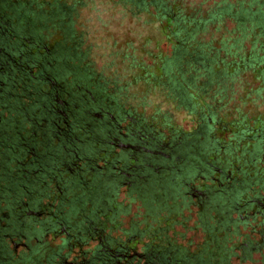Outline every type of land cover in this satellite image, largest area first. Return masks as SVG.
Returning a JSON list of instances; mask_svg holds the SVG:
<instances>
[{
    "label": "flooded vegetation",
    "instance_id": "af4514ba",
    "mask_svg": "<svg viewBox=\"0 0 264 264\" xmlns=\"http://www.w3.org/2000/svg\"><path fill=\"white\" fill-rule=\"evenodd\" d=\"M18 13L10 0H0V264H171L163 261L165 254L179 256L177 250L130 247L133 236L144 230L134 228L125 241L109 234L116 224L118 188L126 185L129 194L138 193L145 201L151 192L154 202L161 201L160 167H171L170 157L181 143L150 135L132 112L119 108L106 84L91 82L85 66L68 61L70 53L61 41L49 47L43 34L17 23ZM75 67L81 68L79 76L71 71ZM186 181L180 182L188 188L186 198L202 200L198 215L206 218L203 224H211L210 211L221 189L212 191L209 184L193 188L192 180ZM157 188L163 192L155 194ZM231 203L242 224L256 215L264 224V195L242 194ZM250 205L255 210L247 214ZM221 214L214 217L216 224H232L228 211ZM49 235L63 238L51 247L45 242ZM89 243L93 246L85 247ZM256 247L252 243L242 253ZM222 252L223 264H229V249ZM185 257L182 264H202L199 255Z\"/></svg>",
    "mask_w": 264,
    "mask_h": 264
},
{
    "label": "trees",
    "instance_id": "16d2710c",
    "mask_svg": "<svg viewBox=\"0 0 264 264\" xmlns=\"http://www.w3.org/2000/svg\"><path fill=\"white\" fill-rule=\"evenodd\" d=\"M88 1L92 0H10V3L18 9V24L24 28L27 24L29 30L40 32V35L43 34L47 40L51 35L58 34L61 38L59 45L70 53L67 57L68 61L73 59L75 64L83 66L77 61L87 55L88 49H81L82 34L75 31L72 25L79 16L80 9ZM114 2L122 11H128L131 15L149 13L160 20L157 29L174 44L173 56L170 58L165 56L161 61V71L164 72L165 77L161 82L162 92L165 98L178 101L187 111L195 115L200 124L195 133L179 138L175 136L165 141L170 144L173 142L172 145L181 143L179 148H182L170 157L172 162L169 164L170 168L160 167L161 185L165 188V195L158 204L163 207H169L170 204L171 210H168V214L181 205L187 208L194 202L195 207L202 210L201 197L199 203L197 200L186 198L185 192L188 188L180 183L184 178L188 183L192 180L191 185L196 181L205 180L215 185L214 181H216V186L209 184L212 191L221 189L217 191L218 200L213 202L214 207L210 211L213 220L209 222L211 224H204L206 243L203 248L199 249V252L188 254L181 248L177 249L175 245L168 244V247L160 250H177L179 256L168 258L170 255L167 251L163 261L182 264L180 258L186 259L185 255H199L198 259L202 264H223L221 257L226 244L221 243V239L226 240L230 229L235 231L236 226L242 224L231 202L242 194L245 196V190L252 186L261 188L260 179L264 178L263 169L260 168V163L264 162V129H259V126L264 125V119L256 116L249 120L247 114L235 108L237 115L228 120L224 118V114L219 116L220 109L211 106H206V113L201 115L195 100L199 96H205L209 100L215 97L219 101L225 99L231 82L239 78V75L245 74L253 81H257L259 87L255 92L249 90L245 93L243 100H250L253 106L257 100L263 101L264 0H115ZM220 29L222 33L219 32L220 34L215 36V31L218 32ZM204 35H209V39L202 38ZM173 64L175 66L170 70V65ZM84 66L92 78L91 82L99 79L94 69L89 65ZM78 70L81 72V68H71L77 76H79ZM201 79L203 80L200 81ZM213 81L217 82L216 86H212ZM102 82L106 84L108 90L107 81ZM219 82H222V86H219ZM120 90L113 87V90L109 89L108 92L118 101ZM249 123L253 126L255 124V128ZM224 131L230 132V139L227 141L223 135L218 136V133ZM157 137L161 140L164 138ZM186 141L190 142L189 146H186ZM208 161L212 166L207 165ZM234 170L240 172L238 178L231 175ZM185 172L187 175L183 177L184 175L181 174ZM212 177L219 178L224 186H220L217 179ZM172 178L177 181L173 183ZM231 180L230 187L228 184ZM101 184L111 187L109 182L104 181ZM162 192L159 188L154 191L155 194ZM150 194L147 201L153 203ZM149 203L148 205H151ZM117 207L120 212L121 206L117 204ZM226 211H228V223L232 224H216L214 217L217 213L221 212L225 217ZM231 212H236V216L232 218ZM107 216L110 217L111 213L108 212ZM204 221L206 218L200 217L202 224ZM132 230L125 231L126 238ZM247 249H250V245ZM174 260H177V263ZM195 262L192 261L191 264Z\"/></svg>",
    "mask_w": 264,
    "mask_h": 264
},
{
    "label": "rangeland",
    "instance_id": "374dc122",
    "mask_svg": "<svg viewBox=\"0 0 264 264\" xmlns=\"http://www.w3.org/2000/svg\"><path fill=\"white\" fill-rule=\"evenodd\" d=\"M114 1L92 0L80 9L72 27L82 34L81 49H88V53L77 62L94 69L99 80L107 81L110 91L113 87L117 90L121 89L116 104L124 111L132 112V116L149 129L150 135L162 136L164 137L162 141L165 142L175 136L179 138L195 133L200 126L197 117L178 101L165 98L162 92L161 82L165 77L164 72L161 71V61L165 56L169 58L173 56L174 44L157 29L160 20L149 13L131 15L128 11H122ZM219 32L222 33L221 29L215 31V36H218ZM203 37L205 40L209 39V35ZM48 39L49 47L61 41L58 34L51 35ZM173 66L175 65H170V70L174 68ZM221 84L222 82H219V86H222ZM216 85L217 82L213 81L212 86ZM258 85V82L253 81L251 77L241 74L231 82L225 99L219 101L215 97L209 100L205 96H199L195 102L201 115L206 113V106H211L220 109L219 116L224 114V118L228 120L237 115L235 108L247 114L249 120L256 116L264 119V98L262 102L257 100L254 106L249 102L250 100H243L244 94L249 90L255 92ZM129 121L130 119L125 120L123 126H128ZM250 126L253 124L251 123ZM253 127L255 128V124ZM259 127L261 130L264 129V125ZM220 135H223L226 141L230 139L229 131L218 133V136ZM115 149L118 150L117 147ZM215 160L220 162L219 159L215 158ZM101 163L97 162L99 165ZM260 168L263 169L264 176V162L260 163ZM238 174L240 175V172L235 170L231 172L234 178H238ZM260 180L261 188L250 187L245 190L246 197H253L255 193L264 195V178ZM214 182L215 185L208 180L196 181L192 187L201 188L204 184L216 186L217 182ZM189 195L187 194L190 198ZM141 198L137 193L129 194L126 185L119 187L115 201L121 206V211H118L115 217L117 228L109 234L112 238L125 241L127 234L125 231L136 228L144 232L140 237L133 236L129 245L139 251L148 243L152 246L160 245L161 249L173 244L177 249L181 248L188 254L199 252V249L203 248L206 243V233L203 231L205 226L200 222L198 215L200 209L195 207V202L187 208L181 205L176 208L177 210L169 213L173 214L169 216L167 212L171 210L170 204L169 207H162L156 202L145 201V197L144 200ZM191 198L198 200L197 197ZM253 210H255L254 205L246 207L247 214ZM231 216L235 217L236 212H231ZM261 218V215L245 217V224H238L235 231L230 229L228 238L224 242L229 249V264H264V243L260 242V235L264 234V224H261ZM62 238V235L54 238L49 235L45 242L55 247L54 245L59 244ZM252 243H256L257 247L248 255H244L242 249H247ZM91 246L92 243H89L85 247ZM74 250L78 252V246H75Z\"/></svg>",
    "mask_w": 264,
    "mask_h": 264
}]
</instances>
